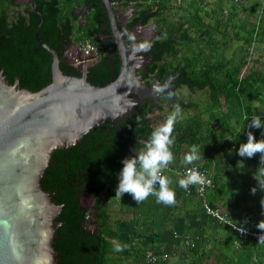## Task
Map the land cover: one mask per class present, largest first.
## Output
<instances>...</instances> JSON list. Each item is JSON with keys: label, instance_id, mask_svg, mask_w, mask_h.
Here are the masks:
<instances>
[{"label": "water", "instance_id": "water-1", "mask_svg": "<svg viewBox=\"0 0 264 264\" xmlns=\"http://www.w3.org/2000/svg\"><path fill=\"white\" fill-rule=\"evenodd\" d=\"M103 1L114 29L110 35L102 17L94 30L108 55L104 72L93 71V59L75 64L80 41L70 44L68 26L56 38L54 17L40 5L24 10L29 25L17 21L13 54L0 62V264H78L91 253L77 200L95 193L87 151L102 150L115 172L129 146L141 147L152 132L138 133L134 119L146 102L150 112L162 106L158 77L151 87L140 80L167 47L134 51ZM169 87L161 93L178 101ZM90 216L96 228L85 224L87 235L97 229Z\"/></svg>", "mask_w": 264, "mask_h": 264}, {"label": "trees", "instance_id": "trees-1", "mask_svg": "<svg viewBox=\"0 0 264 264\" xmlns=\"http://www.w3.org/2000/svg\"><path fill=\"white\" fill-rule=\"evenodd\" d=\"M13 1L0 0V62L5 57L13 54L17 21L22 18L24 26L28 27L29 25L30 15L27 12H31V10L19 14L11 8ZM55 3L57 2L49 1L48 4L44 0H37L36 6H41V13L53 15L54 20L50 29L55 33L56 38L61 39L63 28L55 22L57 19H62L63 16L58 10L59 6H55ZM176 3L174 5L169 3L168 0L162 1L163 10L166 14V18H163V26L168 23L169 27L173 28L169 34L170 40H173V32L181 33L180 39L175 42V48L171 52L169 51V56L170 59H173L182 52L183 60L179 62V65L186 77L183 84L188 92L200 91L203 97L195 105H190L187 102L184 104V107L188 106L190 109L195 107V115L176 122L173 132L175 144H186V152L193 144L198 145L201 160H203L205 152L208 154L209 149L215 146V143L209 140L210 138L214 139L212 136L213 121L218 122L219 125H228L227 129L231 126V123H235L237 127L239 126L238 131L235 133L236 136L231 139L236 142L238 147L241 143L247 141L249 131L254 133L257 140L261 139L264 136V134H261V131L264 132V128L251 129L248 128V125L253 116L259 117L264 123V67L255 66L262 59L259 50L264 48V7L262 1L253 0L249 9V12L254 14L255 9L261 8V15L257 23H252V28L245 35L235 29L234 38H231L235 40L243 39L245 45L241 49L243 52L241 57H238L233 51L230 57L220 56L216 59H213V53L218 51L219 54L224 53V50H221L224 47V42H222L223 45L220 42L226 34L224 31L221 32V28H224L222 16L227 13L231 20L238 19L237 11L243 8V0L238 3L233 0L232 9L229 11H226L222 6L223 0H216L213 2L212 7H209L210 2L208 3L205 0H177ZM172 5H174V9H172ZM171 10L173 16H171L172 14L169 15L172 12ZM174 16L176 18L171 20V17ZM205 18L208 20L206 21ZM244 27L245 23L242 22L240 28ZM217 34H220V37H217ZM85 37L86 39L90 38L89 34H86ZM255 41L258 44L255 48L257 55L253 56L252 52V56L248 60L246 46ZM181 42H185V44L194 43L196 50L191 51L189 54L186 52L189 50L188 48L182 51ZM93 71L104 72L105 70L99 64L93 67ZM253 103L261 106L262 112L260 114L256 113ZM148 108L145 105L142 108L144 115L141 118L134 119L135 124L139 127L138 133H144L146 129L153 131L157 127L147 122L149 113H151ZM206 109L209 116L205 119L203 113ZM183 121H185L183 125H180L179 123ZM149 136H147V139ZM133 147L129 146L126 156L135 154L132 152ZM136 148L139 149L140 147ZM87 157H89V165L94 173L93 188L95 193L92 197L94 202L91 208H86L81 204L84 197H77V200L78 210H84L82 214L83 230L84 236H88V246L91 253L79 256L77 259L78 264H130V262L134 264H204L205 259H209V257L214 260L213 263L217 264L263 263L264 244L249 239L243 241L238 248H235L233 245L235 232L227 227L211 235L206 232L205 228L208 229V220L200 228L183 229L178 235V244L164 257V253H159L160 245L157 242L159 236L158 220L152 217L148 218V216L134 217L131 219L132 224L139 225L140 230L135 227V230L126 236L125 245L127 247L124 251H114V242L121 243L119 235L120 223L124 219L122 217V213H124L123 202L125 203V199L129 197L127 193L123 197L115 195V189L119 182L118 172L121 168L112 172L110 162L105 158L102 150L90 149L87 151ZM201 160L195 164L199 165ZM249 161L251 162L249 164L255 167L252 170L255 174L260 167V154L257 153L254 157L249 158ZM187 166L189 165H183V167ZM199 167L203 169V166ZM213 183L215 184V180H213ZM256 185L257 183L253 184V186ZM258 191L260 192V190ZM215 192L210 195L208 192L206 194L207 202L212 207L216 206L214 201L219 198L220 194L216 190ZM118 199L119 202H117ZM137 208L138 204H133L130 209L137 211ZM91 211H93L96 218L97 229L96 233L87 235L85 224ZM115 212H118V217L114 219L112 213ZM256 225L255 223L253 226L258 229ZM144 235L151 236V243H144ZM185 236H189L188 243H186ZM152 255L156 257L155 260H148L147 257Z\"/></svg>", "mask_w": 264, "mask_h": 264}, {"label": "crops", "instance_id": "crops-1", "mask_svg": "<svg viewBox=\"0 0 264 264\" xmlns=\"http://www.w3.org/2000/svg\"><path fill=\"white\" fill-rule=\"evenodd\" d=\"M186 92L188 91L186 90ZM188 94V98H185L184 101L190 105H195L196 100L200 96L197 95L194 97L195 100L192 101L190 95H193L194 91H190ZM184 108H188V106ZM194 108L191 109L190 116L188 117L195 115ZM205 113H203V117L206 119L209 116L207 109ZM206 115L207 117H205ZM227 127L228 125H219L216 121L212 122V136L214 139L210 138L209 140L215 143V146L209 149L208 154L205 152L204 159L199 162L198 166H203L209 177L215 180L214 188H211L208 194L216 193L215 190L220 193L219 198L214 202L216 204L215 207L220 210L225 219H229L232 222H241L249 219L251 226L254 227L255 223L258 224L264 219V207L260 203L261 199L264 198V191H257L255 195L251 193L253 184H258V181L254 178V172L250 174L248 170H245V167L250 166L253 170L254 166L249 164L251 163L249 158L240 157L237 154L239 147L236 142L231 140L236 136L235 133L238 131L239 126L231 124L228 129ZM186 148V144L176 145L174 141L171 151L175 159L170 164V170L164 174L171 181L170 187L175 190V204L164 205L157 203L154 196H150L142 203H136L131 197L126 198L125 203L123 202L124 213H122V217L124 219L120 223L119 237L124 244L126 243V236L132 233L135 227H138L140 230V226L133 225L131 220L138 216H148V218L152 217L158 220L159 236L157 242L160 245L159 253L171 252L174 246L178 244V235L183 229L192 230L200 228L207 220L208 229L205 227L206 232L211 235L215 234L216 231L220 232L221 229L229 228L227 223L219 222L217 218L206 213L204 205L201 202L202 200L197 198L198 196L193 186H190L188 190H184L178 186V180L181 178V175L177 171L183 168L182 159L186 153ZM241 160L244 161V165H238V162ZM117 202H119V199ZM133 204H138L137 211L130 209ZM154 209H158L159 212L156 213ZM115 213L117 214L118 212ZM143 239L145 244L152 241L149 235H144Z\"/></svg>", "mask_w": 264, "mask_h": 264}, {"label": "flooded vegetation", "instance_id": "flooded-vegetation-1", "mask_svg": "<svg viewBox=\"0 0 264 264\" xmlns=\"http://www.w3.org/2000/svg\"><path fill=\"white\" fill-rule=\"evenodd\" d=\"M49 1L57 2L55 6H59L58 10L62 14V19L56 20L55 24L69 27V42L72 45H81L90 41L95 47L96 52L94 54V62L99 61L96 65L106 70L107 66L104 63V59L108 57L104 53L103 48L98 47L97 33L94 32L101 23L102 17L105 18V24L112 35L114 29L110 21V16L103 0H44L49 4ZM113 10L116 29L118 32H127L129 35L135 37L136 44L147 43L150 46L157 44L167 47L166 51L160 53L158 61L152 59L149 64L145 65L146 69H150L152 72H146L145 77L140 80L141 83L152 86V81L158 77V88L163 90L170 89L169 85H173V96L178 101L169 97L164 92L156 93L157 101L162 105L160 108L154 107L149 113L148 124L158 126L163 123L166 117L173 111L174 106L183 109L184 100L182 88L185 87L183 82L186 77L181 70L179 62L183 60L182 52H180L175 58L170 59L169 51L175 48L180 38L181 33L173 32L172 39L170 40L169 34L173 28L169 27L168 23L163 26V18H166L165 10H163V0H108ZM37 0H14L11 8L17 13H23L24 10L32 11V7L36 6ZM169 3L176 5L177 0H168ZM172 5V9H174ZM172 11V10H171ZM176 11V10H175ZM25 13V12H24ZM41 13V12H40ZM43 14V13H41ZM172 14L173 11L169 13ZM174 20L176 16L171 17ZM174 25V23H172ZM89 34V39H86L85 35ZM79 37V39H77ZM170 40V41H169ZM181 42V50H184ZM156 63L154 64V62ZM158 62V63H157ZM143 71L141 69L135 70V75H141ZM179 90L181 93H179ZM184 98V99H183ZM149 107V103H145Z\"/></svg>", "mask_w": 264, "mask_h": 264}, {"label": "clouds", "instance_id": "clouds-1", "mask_svg": "<svg viewBox=\"0 0 264 264\" xmlns=\"http://www.w3.org/2000/svg\"><path fill=\"white\" fill-rule=\"evenodd\" d=\"M130 41H135V37L128 36ZM151 46L147 43L133 45L134 51H150ZM155 92L163 89L154 88ZM181 116V109L174 106L173 111L166 117L165 121L153 129L147 141L142 142V146L137 149L133 147L132 156H126L122 160L123 167L118 172V185L115 189L117 197H123L126 193L131 195L136 203H142L150 196L156 198L157 203L173 205L176 202V193L170 187L171 181L164 175V170L174 162V154L171 147L174 144L173 136L175 124ZM247 119V117H245ZM248 128H264V123L257 116L250 120ZM257 153L260 154V167L256 170L254 178L258 181L256 186L251 188V193L260 190L264 191V136L257 140L254 133L249 131L247 141L240 144L238 155L240 157L252 158ZM201 160L199 146L193 144L182 159V164L191 165ZM244 165V161L238 162ZM206 178L196 168H187L183 176L178 180V186L188 190L190 186H203ZM261 206L264 207V198L261 199ZM232 228L239 232L245 229L241 225L231 224ZM256 227L261 230L259 243L264 244V219ZM254 228V227H253ZM127 245L114 242V251L122 252Z\"/></svg>", "mask_w": 264, "mask_h": 264}, {"label": "rangeland", "instance_id": "rangeland-1", "mask_svg": "<svg viewBox=\"0 0 264 264\" xmlns=\"http://www.w3.org/2000/svg\"><path fill=\"white\" fill-rule=\"evenodd\" d=\"M205 1L208 2V3L210 2L209 7H212V4H214L213 2H215L216 0H205ZM261 1L263 3V7H264V0H261ZM232 2H233V0H223L222 6L225 8L226 11H229V10L232 9V6H233ZM252 2H253V0H243V3H242L243 4V8H240L237 11V14H238L237 18L239 20L238 19H235L234 21L231 20L228 17L227 13L222 16V21L224 23V26H223L224 28H221V32L224 31V33H226V34H225L224 39L222 38L220 40V42H221V44H222V42H224V45L222 44L224 47L221 49V50H224V53L222 52V54H219L218 53L219 51L216 52V53H213V59H216L217 57L219 58L220 56L225 57V58L230 57L232 55L233 51L237 54L238 57H241V55L243 54L241 49H243V46L245 45L243 39L242 40H235V39H231V38H234L235 29L237 31H239V32H242V34L245 35L248 32V30H250L252 28V25H253L252 23H255V22L257 23V20H258L259 16L261 15V8L255 9L254 14L250 13L249 9H250V6L252 5ZM205 20L207 21L208 19L205 18ZM242 22L245 23V27L244 28H240V25L242 24ZM217 37H220V34H217ZM182 46L184 47V50H186L185 48L189 49V50L186 51L188 54L191 51H195L196 50V46L194 45V43L193 44L186 43V44H182ZM257 46H258V44L256 43V41L253 42L252 44L246 46V48H247V50H246L247 54L246 55H247V59L248 60L251 58L252 52H253V56L257 55V52L255 51V48ZM259 52L262 54V56H261L262 59H260L259 62L255 64V66L256 67H258V66L264 67V48H261V50H259ZM181 91H182V93H181ZM181 91L179 90V93H181L184 98H188L189 94H188V92H186V87H183ZM186 94H187V96H186ZM197 95L200 96V98H198L196 100V102H199L202 99V97H203V95H202V93L200 91H198V92L195 91L193 95L191 94L190 95L191 100L192 101L195 100L194 97H196ZM253 105L255 106L254 109L257 111L256 113L260 114L262 112L261 111V106L256 104V103H253ZM190 113H191V109L190 108H184L183 110H181V116H180V118H178V119H180L179 121H182L186 117L190 116ZM205 117H207V115ZM185 121L180 122L179 124L183 125V123ZM231 124H235V123H231ZM261 134H264V132L261 131ZM245 170H248L250 174L252 173V168L250 166L245 167ZM128 196L131 197V195H129V194H128ZM200 200H202V198H200ZM93 202H94V198H92V197H84L81 200L82 206L86 207V208H91ZM189 206H191V205H189ZM155 211H156V213L159 212L158 209H156ZM90 217L91 216L88 217V221L86 222V224H88L90 226V230L93 231V230H95L96 227H95V223L89 221ZM116 217H118V215L116 213L115 214L112 213V218L115 219ZM120 244L121 245H125L122 241H121ZM262 261H263L262 264H264V259ZM213 262H214V260L211 257H209V259L208 258L205 259L204 264H217V263H213ZM130 264H134V263L130 262Z\"/></svg>", "mask_w": 264, "mask_h": 264}, {"label": "built area", "instance_id": "built-area-1", "mask_svg": "<svg viewBox=\"0 0 264 264\" xmlns=\"http://www.w3.org/2000/svg\"><path fill=\"white\" fill-rule=\"evenodd\" d=\"M236 3L242 1V0H234ZM78 53L76 57V63L92 60L94 58V54L96 52V47L90 42L86 41L84 42L80 48H77ZM187 168H196L198 171L206 178V183L203 186H193L194 190L200 198H202V204L204 205L205 211L207 214L215 217L218 219L219 222H225L227 225L230 227L231 230L235 232V238L233 240V245L235 248H238L240 244H242L243 241L246 240H254L259 242V236L262 234L261 230L253 228L250 224L249 219H245L241 222H232L229 219H225L223 214L220 212V210L216 207H212L209 205L206 199V194L207 192L213 187V179L209 177V175L205 172V170L201 169L198 165L192 164L187 167H183L177 171L181 176L185 173ZM170 170V165L168 166L167 169L164 170V174L166 171ZM236 224V225H241L245 229L244 232H239L232 228V226L229 224ZM186 243L189 242V236H185ZM167 254L164 253L163 256L165 257ZM159 256V254H158ZM155 256L147 257L148 260H155ZM159 258V257H158Z\"/></svg>", "mask_w": 264, "mask_h": 264}]
</instances>
